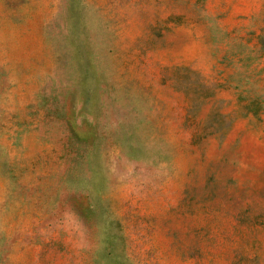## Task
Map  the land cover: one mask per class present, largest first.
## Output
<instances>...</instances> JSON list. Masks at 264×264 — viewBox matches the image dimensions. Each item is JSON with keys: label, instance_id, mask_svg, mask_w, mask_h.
Listing matches in <instances>:
<instances>
[{"label": "rangeland", "instance_id": "374dc122", "mask_svg": "<svg viewBox=\"0 0 264 264\" xmlns=\"http://www.w3.org/2000/svg\"><path fill=\"white\" fill-rule=\"evenodd\" d=\"M0 264H264V0H0Z\"/></svg>", "mask_w": 264, "mask_h": 264}]
</instances>
